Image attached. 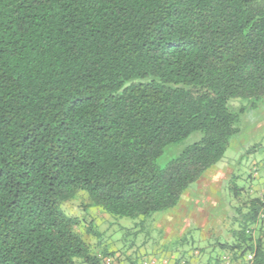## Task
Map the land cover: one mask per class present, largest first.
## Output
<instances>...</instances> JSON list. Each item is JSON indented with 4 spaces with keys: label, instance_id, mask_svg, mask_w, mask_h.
<instances>
[{
    "label": "trees",
    "instance_id": "16d2710c",
    "mask_svg": "<svg viewBox=\"0 0 264 264\" xmlns=\"http://www.w3.org/2000/svg\"><path fill=\"white\" fill-rule=\"evenodd\" d=\"M263 100L264 0H0V264H114L67 205L175 208ZM237 181L227 227L172 264H264V193Z\"/></svg>",
    "mask_w": 264,
    "mask_h": 264
},
{
    "label": "rangeland",
    "instance_id": "374dc122",
    "mask_svg": "<svg viewBox=\"0 0 264 264\" xmlns=\"http://www.w3.org/2000/svg\"><path fill=\"white\" fill-rule=\"evenodd\" d=\"M234 102L238 106L247 105L244 100ZM201 137V133H193L167 147L157 161L158 166L164 168ZM233 176H238V185L245 191L264 193V100L246 108L241 117L240 132L231 139L222 160L190 185L175 208L146 219L118 218L98 208H81L86 201L79 198L67 205L66 210L85 222L83 228L92 222L93 232L86 234L83 230L82 239L93 253L102 249L115 252L112 263L172 264L181 251L177 245L179 240L185 238L184 248L190 250L194 242L203 245L204 239L214 240L219 229L227 227V219L233 213L229 207L232 197L226 187ZM117 258L121 261H116ZM75 264L85 263L75 259Z\"/></svg>",
    "mask_w": 264,
    "mask_h": 264
},
{
    "label": "built area",
    "instance_id": "2783aa9c",
    "mask_svg": "<svg viewBox=\"0 0 264 264\" xmlns=\"http://www.w3.org/2000/svg\"><path fill=\"white\" fill-rule=\"evenodd\" d=\"M251 260V256H248V258H247V264L249 263V261Z\"/></svg>",
    "mask_w": 264,
    "mask_h": 264
}]
</instances>
